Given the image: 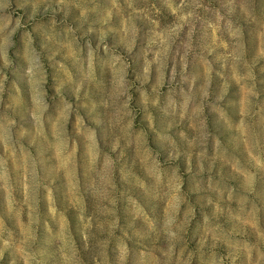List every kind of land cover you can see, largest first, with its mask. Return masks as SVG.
<instances>
[{"label":"rangeland","instance_id":"1","mask_svg":"<svg viewBox=\"0 0 264 264\" xmlns=\"http://www.w3.org/2000/svg\"><path fill=\"white\" fill-rule=\"evenodd\" d=\"M0 264H264V0H0Z\"/></svg>","mask_w":264,"mask_h":264}]
</instances>
